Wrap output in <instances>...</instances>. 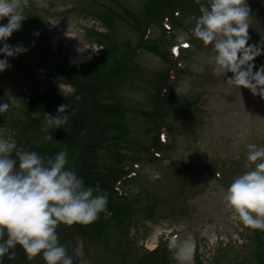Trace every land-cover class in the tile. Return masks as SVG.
I'll return each mask as SVG.
<instances>
[{
	"label": "rangeland",
	"instance_id": "obj_1",
	"mask_svg": "<svg viewBox=\"0 0 264 264\" xmlns=\"http://www.w3.org/2000/svg\"><path fill=\"white\" fill-rule=\"evenodd\" d=\"M145 1L23 0L27 19L7 42L22 43L28 51L8 58L12 67L0 72V103L8 102L9 95L16 98L0 114V128L4 129L0 138L15 139L22 147L19 143L27 137L38 144L48 136L43 133V126L25 127L22 108V100L29 93L28 76L43 64L38 46L61 51L80 69L102 53L103 45L97 41L93 28L105 29L97 17L98 12L106 10L105 4L118 9L125 5L142 14ZM247 2L251 8L249 44L258 43L264 35V0ZM192 15L195 13L181 12L177 23L165 19L149 32L150 37L165 35L184 47L189 43L185 49L175 47L179 54L173 57L176 62L171 68L163 58L145 48L135 53L139 69L121 89L128 107L127 136L131 142H121L116 152L112 148L102 153L104 163L120 164L129 172L117 186L121 193L135 200L132 223L121 230L111 221L102 237H87L84 225L61 223L57 228L58 241L73 258V264H124L119 248L123 237L145 252L177 235L193 244L190 264H198L199 256L205 263L214 262L225 248L231 249L230 255L234 256L242 253L249 242L252 231L243 226L224 197L233 179L254 167H245L247 145L264 146V100L248 89L238 91L226 85V80L213 73L208 59L212 46H205L192 35ZM7 22L5 18L0 24ZM117 24L118 40H129L135 45L140 33L126 22ZM254 63L259 68L264 64V55ZM162 85V93L174 87L177 101L171 106L166 125L163 120L155 124L162 134V143L157 146L152 142L155 132L148 131L150 122L144 113L154 109V98ZM64 88L72 90L68 85ZM146 147L152 148L147 151ZM66 168L74 171V163L68 160ZM216 171L220 172L219 178ZM182 180L189 184L186 193L181 189ZM151 204L154 206L150 207ZM90 230L92 227H87ZM6 255L8 261L0 264H46L42 254L29 261L20 245Z\"/></svg>",
	"mask_w": 264,
	"mask_h": 264
},
{
	"label": "clouds",
	"instance_id": "obj_2",
	"mask_svg": "<svg viewBox=\"0 0 264 264\" xmlns=\"http://www.w3.org/2000/svg\"><path fill=\"white\" fill-rule=\"evenodd\" d=\"M195 2L200 15L189 17V23L194 24L191 32L205 46H212L208 59L213 73L226 80V85L238 91L248 89L264 100V64L257 68L254 63L264 55V35L258 43L249 44L251 8L247 0ZM24 7L23 0H0V21H8L0 24V54L4 56L0 72L12 67L8 58L28 51L22 43L7 42L27 19ZM15 100L9 95L8 102L0 103V114ZM71 108L70 104H61L55 116L45 113L44 130L69 131L66 126L73 113H67ZM33 116L38 113L33 112ZM3 131L0 128V133ZM46 139L51 141L53 136L49 134ZM247 149L245 167H254L233 179L224 199L244 227L264 231V146L249 144ZM67 155L60 151L47 157L18 147L15 139L0 138V257L20 245L29 261L42 254L46 264H73V258L58 241V226L89 225L101 213H107V195L100 194L98 185L87 187L83 177L67 169ZM167 248L177 264H190L193 259V244L177 235L168 238Z\"/></svg>",
	"mask_w": 264,
	"mask_h": 264
},
{
	"label": "trees",
	"instance_id": "obj_3",
	"mask_svg": "<svg viewBox=\"0 0 264 264\" xmlns=\"http://www.w3.org/2000/svg\"><path fill=\"white\" fill-rule=\"evenodd\" d=\"M105 5L106 10L97 14L105 29L93 28L97 41L103 45L102 53L79 69L72 65L69 57L61 51L38 46L39 60L43 61V64L34 74L28 76L29 93L22 100L25 127L33 128H45V113L55 116L59 105L72 106L67 113H73L69 125L66 126L69 131L64 128L43 130L46 135L53 136L51 141L44 138L35 144L27 137L24 143L19 144H22L25 150L37 151L47 157L66 151L67 160L74 163V172L84 178L85 185L93 188L98 185L100 194L107 195V213H101L95 222L82 227L86 228L84 233L87 237H102L111 221H115L121 230L126 228V224L129 226L132 223L135 200L121 193L117 186L129 172L120 164L104 163L102 153L112 148V151L116 152L115 148L119 147L121 142H131L127 136L130 131V123L127 120L128 107L121 96V89L139 69L134 58L135 53L145 48L163 58L171 68L172 63L176 62L174 58L179 54L174 50L177 45L174 39L165 35L159 38L150 37L149 32L155 24L163 23L165 19L177 23L181 12L185 15L188 12L200 15L195 0H146L142 14L125 5H122L121 9L113 4ZM120 22L128 23L140 33L135 45L129 40H118L116 31L117 23ZM178 47L180 50L185 49L182 44ZM166 82L167 80L163 85ZM64 85L70 86L72 90L66 91ZM163 85L155 95L154 109L144 113L150 122L148 131L155 132L152 142L157 146L162 143V134L155 124L163 120V125H166L171 106L177 101L174 87L162 93ZM33 112H37L38 116H33ZM151 148L146 147V150ZM121 158L123 157L120 156ZM181 183L182 192L186 193L189 184L183 180ZM153 206L154 204L150 205ZM89 226L92 230L87 231ZM250 230L252 234L248 237L249 242L241 249L242 253L232 256V250L225 248L211 263H205L200 256L197 257L198 264H264V231ZM123 239L119 248L125 258L124 264H175L172 253L167 248V240L159 243L154 249L141 252L139 248L132 245L133 248L129 244L127 237ZM0 261L6 263L7 255L0 257Z\"/></svg>",
	"mask_w": 264,
	"mask_h": 264
}]
</instances>
